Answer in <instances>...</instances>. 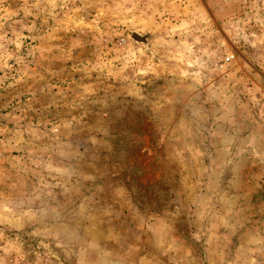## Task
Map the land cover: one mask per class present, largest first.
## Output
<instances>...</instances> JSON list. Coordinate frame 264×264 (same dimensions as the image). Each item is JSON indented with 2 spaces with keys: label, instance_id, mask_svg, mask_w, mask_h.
I'll use <instances>...</instances> for the list:
<instances>
[{
  "label": "rangeland",
  "instance_id": "1",
  "mask_svg": "<svg viewBox=\"0 0 264 264\" xmlns=\"http://www.w3.org/2000/svg\"><path fill=\"white\" fill-rule=\"evenodd\" d=\"M0 264H264V0H0Z\"/></svg>",
  "mask_w": 264,
  "mask_h": 264
},
{
  "label": "water",
  "instance_id": "2",
  "mask_svg": "<svg viewBox=\"0 0 264 264\" xmlns=\"http://www.w3.org/2000/svg\"><path fill=\"white\" fill-rule=\"evenodd\" d=\"M133 38H135V40H137L139 42H144V43L147 42V37H145V36H140L138 34H134Z\"/></svg>",
  "mask_w": 264,
  "mask_h": 264
}]
</instances>
